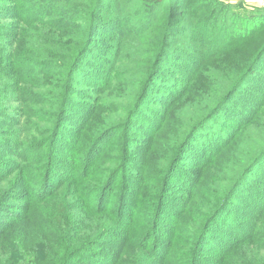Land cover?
I'll use <instances>...</instances> for the list:
<instances>
[{"label": "trees", "instance_id": "trees-1", "mask_svg": "<svg viewBox=\"0 0 264 264\" xmlns=\"http://www.w3.org/2000/svg\"><path fill=\"white\" fill-rule=\"evenodd\" d=\"M135 1L0 0V264H264V8Z\"/></svg>", "mask_w": 264, "mask_h": 264}, {"label": "rangeland", "instance_id": "rangeland-1", "mask_svg": "<svg viewBox=\"0 0 264 264\" xmlns=\"http://www.w3.org/2000/svg\"><path fill=\"white\" fill-rule=\"evenodd\" d=\"M218 1H220L222 3H225V4L226 3L230 4L229 2H225L227 0H218ZM118 3H119V5L123 6L124 9L129 14L133 15L134 17L138 16L137 18H139L140 15H142V14H140L142 7L138 4L137 1H135V0H118ZM196 3H199V1L195 0L194 3H193V5H195ZM260 8L261 7H257V6L252 7V9H260ZM260 11H261V9H260ZM106 34L107 33H105V31L99 32L98 39L100 40V43H102V40L104 39V37L106 36ZM263 39H264V28H262L258 33H256L252 37H248L243 42V44H246L248 46V49H251V47L256 42H260ZM123 49H125L127 51H130V53L133 56H135V57H138V56L143 57V56H141L143 54V52H142L143 51L142 44H137L134 41H131V43L127 41V42L124 43ZM92 56L93 55H90V58ZM119 66H123V67H125L127 69L130 67L128 64L122 63V62H119ZM120 73H122V72H120ZM118 77H119L120 80L123 79V78H129L130 79V78L136 77V72L134 74H128V75H126V74H120ZM107 102H109L112 107H115V105L117 103L116 99L114 98V95H110L107 98ZM103 103H105V100L104 99H103ZM262 131L263 130H259V132H262ZM165 135H168V134L165 133ZM249 135L252 136L251 135V132L249 133ZM71 191H72V194H73L74 191L73 190H71ZM173 193H174V190L171 192V194H173ZM26 198H27V196H26ZM31 199H32V197L29 196L25 201L28 203V201H30ZM230 215H231V212L227 213V218H229ZM12 222H15V220L12 221ZM227 222H230V219ZM39 225H41V221H40L39 215L36 214V215L32 216L31 221L28 222L25 219L22 222H18L17 225H14L10 229V231L6 234V237H7V239L9 241L12 242V244L20 243L22 246H24L25 248H27L28 251H29L30 244L28 243V244H25L24 245L23 244V240L24 239L25 240H29V239H32V238L37 237L38 234H39V230H38ZM211 240H212L211 243H214V242L217 241L216 238H212ZM36 248H38V246L35 245V251H36ZM207 248H208V250L207 249L206 250L208 252H206V254H205L206 255V259L212 261L213 259H215L218 256V250L221 249V246H219V247L211 246V247H207Z\"/></svg>", "mask_w": 264, "mask_h": 264}, {"label": "crops", "instance_id": "crops-1", "mask_svg": "<svg viewBox=\"0 0 264 264\" xmlns=\"http://www.w3.org/2000/svg\"><path fill=\"white\" fill-rule=\"evenodd\" d=\"M225 2H229V3H241L243 7L247 8V9H252V7L254 6H257V7H260L259 6V2L260 0H227Z\"/></svg>", "mask_w": 264, "mask_h": 264}, {"label": "built area", "instance_id": "built-area-1", "mask_svg": "<svg viewBox=\"0 0 264 264\" xmlns=\"http://www.w3.org/2000/svg\"><path fill=\"white\" fill-rule=\"evenodd\" d=\"M259 6H260L261 8H264V0H260V2H259Z\"/></svg>", "mask_w": 264, "mask_h": 264}]
</instances>
